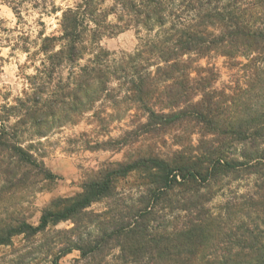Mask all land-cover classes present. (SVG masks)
<instances>
[{
	"label": "trees",
	"instance_id": "1",
	"mask_svg": "<svg viewBox=\"0 0 264 264\" xmlns=\"http://www.w3.org/2000/svg\"><path fill=\"white\" fill-rule=\"evenodd\" d=\"M172 1L165 7L160 0L138 6L125 0L112 9L144 14L158 31L151 28L134 54L98 47L65 84L60 69L82 55L80 17L98 12L92 0L63 13L59 38L43 39L52 70L44 68L42 80L57 84L19 100L24 117L42 136L92 112L88 121L103 140L89 149L123 153V160L90 171L81 191L53 201L35 226L7 216L0 246L41 235L46 252L50 243L56 249L51 264L73 251L78 264H264V0ZM96 14L92 38L124 31ZM57 42L63 45L54 51ZM217 60L231 71L227 81ZM121 105L147 117L113 128L121 118L105 110ZM13 140L10 134L0 141L2 158L17 161L2 173L12 178L8 184L48 179ZM64 222L72 227L50 241L49 227Z\"/></svg>",
	"mask_w": 264,
	"mask_h": 264
},
{
	"label": "rangeland",
	"instance_id": "2",
	"mask_svg": "<svg viewBox=\"0 0 264 264\" xmlns=\"http://www.w3.org/2000/svg\"><path fill=\"white\" fill-rule=\"evenodd\" d=\"M124 1L92 0V5L98 12L95 11V15L87 12L89 14L80 17L83 30L79 40L81 59L75 65H66L60 69L63 84L68 82L71 70L77 72L79 68L89 64L98 47L117 56L134 54L140 48L141 41L150 37L151 28H154L151 34L158 31L157 26L146 21L144 14L115 11ZM128 1L138 6L147 0ZM160 1L165 7L173 2ZM228 1L230 0H221L222 3ZM82 2L86 0H0V141L13 134L14 140L10 143L32 155L39 168L42 167L49 174L48 179L37 177L30 186L12 188L8 184L12 178L2 173L8 166L14 170V163L17 161L8 156L2 158L4 153L1 154L0 222H4L7 216H12L15 219L22 218L33 226L37 225L42 211L53 201L72 197L81 191L90 171H96L104 162L123 160V153L89 149L94 142L103 140L96 124L88 121L92 112L83 114L77 124L61 128L50 126L44 129V135L39 136L38 132L42 129L34 128L18 107V101L32 96L34 88L46 86L50 91L54 88L53 84H57L56 81H51L52 86L47 85L42 80L44 68L52 70V65L47 62L49 53L42 51V42L46 37L59 38L63 13L75 10ZM99 12L104 13L100 20L123 28L124 31L112 36L101 37L97 34V38H92V32L96 30L92 21ZM119 16H122V21H118ZM62 45V42L54 43V51H58ZM216 65L221 71V81H227L231 71L223 65L222 60H217ZM146 72H150V69ZM117 87V83H113L112 88ZM123 90L121 88L118 91L121 96ZM127 108V105H121L119 111L105 110L106 114H117L121 118L119 122L112 124L113 128L125 129V126L133 122L136 125L137 120L142 117L144 122L146 111ZM119 134L120 131L115 130L110 136L115 138ZM22 170L24 169L18 173ZM237 184L239 183L233 184V188ZM239 192H244V189ZM102 208V205H94L91 210L99 211ZM71 227L70 222L60 223L49 227L46 235L50 241H55V231ZM48 248L52 250L49 253L43 247L41 235L31 238L17 236L8 246H0V264H51L56 249H53L51 243ZM79 259V253L73 251L59 259L57 264H78Z\"/></svg>",
	"mask_w": 264,
	"mask_h": 264
}]
</instances>
